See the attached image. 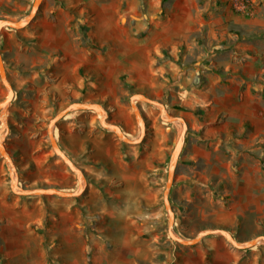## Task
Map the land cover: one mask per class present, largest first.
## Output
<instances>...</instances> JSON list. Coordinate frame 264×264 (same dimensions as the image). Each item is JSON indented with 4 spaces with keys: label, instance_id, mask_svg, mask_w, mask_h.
Instances as JSON below:
<instances>
[{
    "label": "rangeland",
    "instance_id": "obj_1",
    "mask_svg": "<svg viewBox=\"0 0 264 264\" xmlns=\"http://www.w3.org/2000/svg\"><path fill=\"white\" fill-rule=\"evenodd\" d=\"M32 2L0 0V18H21ZM0 54L13 90L0 110L11 160L0 154V264H264L263 241L242 250L220 234L170 238L163 190L181 125L156 105L136 103L137 144L93 111L56 123L57 144L81 170L78 196H20L9 175L14 167L20 186L73 191L49 119L93 102L134 139L130 97L141 94L187 125L169 191L175 230L264 235V0H42L26 27L2 30Z\"/></svg>",
    "mask_w": 264,
    "mask_h": 264
},
{
    "label": "water",
    "instance_id": "obj_2",
    "mask_svg": "<svg viewBox=\"0 0 264 264\" xmlns=\"http://www.w3.org/2000/svg\"><path fill=\"white\" fill-rule=\"evenodd\" d=\"M42 0H33L32 5L30 7L29 12L27 15L17 18V19H12V18H0V35L3 29H13V30H18L21 28L26 27L33 17L35 16L39 5ZM0 80L4 87L6 88V96L0 101V110L5 108L6 106L9 105L10 101L12 100L13 97V90L12 86L9 83L5 69L3 66V62L1 59V54H0ZM143 101L149 104L156 105L160 109V118L164 121L167 122H172V121H179L182 125V131H180L176 142L172 148V151L169 156V161H168V170H167V178H166V183H165V188L163 190V204L164 207L167 211L168 214V226H167V232L170 238L174 241H177L183 245H192L198 242L202 237L212 235V234H220L223 237L227 239V241L233 245L237 249H247L252 246H254L256 243H258L259 240L264 241V235H258L252 239L240 242L237 241L236 239L233 238V236L225 229L222 228H212V229H205L200 231L195 237H184L181 234H179L175 228H174V213L171 209L170 201H169V191L170 187L172 184V178L174 174V170L177 164L178 156L181 151L183 142H184V135L186 132V122L183 119V117L178 116V115H168L164 111V105L155 99H152L148 96L141 95V94H133L130 97V103L134 112V115L137 119L138 122V135L132 139L126 136L123 131L121 130L120 126L112 123H108L105 119V110L97 103L93 102H88V101H73L62 107L55 115L49 119L48 124H47V134L48 138L50 141V145L52 147L53 152L59 156L62 161L67 165V167L75 173L77 179H78V185L76 189L73 191H64L56 187H47V186H41V187H25V186H20L18 184V181L15 177L14 173V167H11V170L9 171L10 175V189L13 193L20 195V196H34V195H57L60 197H75L78 196L83 189V182L80 179V174L81 170L74 165L72 160L62 151V149L59 147V145L56 142V139L54 138L53 135V129L56 126V123L63 119L68 113L72 111H86L90 112L93 111L96 114H99L102 116L101 119H99V123L102 127L104 128H111L112 131H114L115 135L120 138L122 141L125 143H130V144H137L141 141L143 135H144V122L142 119V116L140 114V110L137 106V102ZM0 154L6 159V161L11 165V160L8 156V154L5 151V148L3 144L0 141Z\"/></svg>",
    "mask_w": 264,
    "mask_h": 264
},
{
    "label": "crops",
    "instance_id": "obj_3",
    "mask_svg": "<svg viewBox=\"0 0 264 264\" xmlns=\"http://www.w3.org/2000/svg\"><path fill=\"white\" fill-rule=\"evenodd\" d=\"M64 33V30H62V31H59V36L61 35V34H63ZM62 198H67V197H62ZM49 206H51V207H53V208H55V209H57V206L59 205V203H61L60 201H59V199H56V198H54V197H50V198H48L47 199V202H46ZM62 204V206H64L65 208H69V206H70V204H68V203H61Z\"/></svg>",
    "mask_w": 264,
    "mask_h": 264
},
{
    "label": "bare ground",
    "instance_id": "obj_4",
    "mask_svg": "<svg viewBox=\"0 0 264 264\" xmlns=\"http://www.w3.org/2000/svg\"><path fill=\"white\" fill-rule=\"evenodd\" d=\"M164 121V120H163ZM167 122V121H166ZM179 122V121H178ZM180 123V122H179ZM180 125H181V123H180ZM180 131H182V125H181V130ZM259 241H263V240H259ZM264 242V241H263Z\"/></svg>",
    "mask_w": 264,
    "mask_h": 264
}]
</instances>
